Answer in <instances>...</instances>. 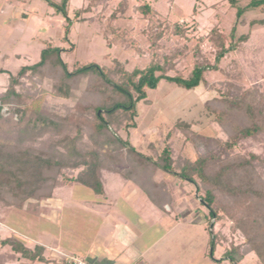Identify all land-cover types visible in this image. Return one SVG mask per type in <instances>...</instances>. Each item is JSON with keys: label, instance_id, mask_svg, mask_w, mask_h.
<instances>
[{"label": "rangeland", "instance_id": "rangeland-1", "mask_svg": "<svg viewBox=\"0 0 264 264\" xmlns=\"http://www.w3.org/2000/svg\"><path fill=\"white\" fill-rule=\"evenodd\" d=\"M53 1L60 3V0ZM90 1H70L68 15L71 26L68 40L63 41L64 18L56 15L53 8L43 1L0 0V68L14 75L23 65L36 63L40 51L51 44L63 49L61 57L70 68L78 64L96 63L103 69H110L118 61L130 71L136 66H145L152 59L149 51L151 38L159 34L156 44L162 55L160 61H163L164 56H174L171 60L173 71L169 70L168 74L174 75V71H177L187 76L195 64L214 65L216 47L207 37L215 29V35L220 33L227 38L226 47L233 43L235 50L221 59L216 70L205 72L203 83L196 89L186 90L161 81L155 90L147 91L145 102L137 104L136 128L122 127L119 134L116 132L115 135L122 141L128 140L137 151L146 155L149 154V146L157 144L160 150L170 146L174 158L191 160L203 152L206 144L204 139L223 141L227 137L226 132L217 125L215 115L206 109L207 103L212 105L211 101L221 97L223 92L233 97L237 87L246 88L254 84L259 85L260 91L264 93V25H250L252 21L264 19V12L247 11L237 20L235 9L230 8L225 0H107L84 14V19L74 17L76 9H84ZM248 1L239 0V4L244 6ZM142 2L148 3L153 11L149 18L135 10ZM123 6L122 14L115 12ZM114 13L116 18L112 19ZM106 24L112 29L117 27V32L108 33ZM175 25L185 31V37L173 36ZM125 33L128 36L126 38ZM231 33L233 38H230ZM242 36H246L245 42H239ZM8 82L9 75L0 74V97L6 92ZM16 89L32 97L31 109L34 113H26L23 123H19L20 117L11 110L12 104L2 106L0 144L6 145L7 151H18L23 144L31 152L41 151L44 157L55 153V156L57 154L63 159H72L74 155L68 151L71 148L86 152L95 149L96 144H103L101 151L106 153L111 169L125 174L139 166L126 149L108 143L110 137L95 139L90 129L94 120L81 103L84 93L76 92L72 102L56 99L52 97V92L46 90L48 87L38 76L23 77ZM37 112L39 120H36ZM42 119L53 122L46 131L40 129ZM182 124L189 127L183 128V131L179 127ZM248 150L264 156V142L252 143ZM244 151L237 149L235 153L242 154ZM77 172L67 171L73 176ZM109 172L103 171L104 199L108 198V202H104L102 196L95 197L92 191L75 184L65 199L28 200L21 209L0 204V239L14 237L30 249L42 246L47 262L31 264H75V260L89 263L87 259L77 256L81 254V247L86 249L97 239L100 242V238L108 236L111 230L110 226L104 228L100 220L87 214L89 207L99 204L102 211L113 210V204L109 201L120 198L129 200L130 197L134 198L125 204L124 210H127V205H140L144 221L149 225L157 223L159 229L168 228L173 223L171 211L185 219L184 222L189 226L199 220L204 227L202 219L205 210L198 204L196 206L194 199L187 196L193 190L190 184H182L174 177L156 172L153 179L166 186L173 200L169 202L170 206H164L165 211L156 208L150 211L147 196L142 191L135 196L136 185ZM260 176V183L264 184V175L263 178ZM230 207H234L237 217H240V212L243 213L246 206L233 202ZM220 215L222 218L217 223L214 220L212 222L219 238L213 258L210 256L209 244L206 246L205 243V237L209 243L207 232L205 235L202 232L204 230L195 225L188 235L183 233L185 241L181 247H177V253L178 250L181 253L188 252L191 255L189 262L196 264L213 263L212 260L222 259L225 249H247L257 233L264 234V228L255 224L252 218L251 224L245 222L243 232L232 230V222L226 211ZM152 235L155 239L159 234ZM181 253L180 259L183 256ZM222 262L231 264L225 260ZM0 264H26V261L12 252L10 247L0 246ZM239 264H257L256 256L247 254Z\"/></svg>", "mask_w": 264, "mask_h": 264}, {"label": "trees", "instance_id": "trees-1", "mask_svg": "<svg viewBox=\"0 0 264 264\" xmlns=\"http://www.w3.org/2000/svg\"><path fill=\"white\" fill-rule=\"evenodd\" d=\"M41 1L53 8L56 15L64 18L66 25L63 41H67L71 26L68 15L71 0H60V3L53 0ZM105 1L107 0H91L84 9L77 8L74 17L84 19V14L90 13ZM225 1L230 8L235 9L237 20L247 11L264 12V0H249L244 6L239 4V0ZM123 9L124 6L115 12L122 14ZM135 10L148 18L153 13L150 5L145 2L138 5ZM115 18L114 13L112 19ZM254 24L264 25V19L252 21L250 25ZM106 26L108 33L117 32V27L112 29L109 24ZM214 30L207 37L216 47L214 65L195 64L187 76H182L177 71H174V75L168 74L169 70L173 71L171 60L174 56H164L163 61H160L162 55L158 52L156 44L159 34H155L154 39L151 38L149 51L152 59L145 66H136L130 71L118 61H115L114 67L110 69H103L96 63L78 64L70 68L61 57L63 49L51 44L40 51L36 63L23 65L14 75L0 68V74L9 75L8 88L0 97V111L3 105L12 104L11 110L20 117L19 123H23L28 112L34 113L31 109L32 97L16 89L25 76L30 78L38 76V79H42L48 87L46 90L52 92V97L62 101L72 102L76 92L84 93L81 103L83 109L90 112L94 120L90 129L95 139L110 137L108 143L126 149L139 165L125 174L111 169L106 160V153L101 151L103 144H96L95 149L86 152L71 148L68 151L74 155L72 159H63L57 154L55 156V153L44 157L41 151L31 152L23 144L18 151L9 152L6 145L0 144V204L8 208L21 209L28 200L65 199L69 197V191L75 184L92 191L96 196H103L105 181L103 171H110L109 173L118 174L123 180L132 182L152 204L164 210V206H170L169 202L173 198L163 183H157L153 179L156 172H161L176 178L182 184L192 186L193 190L188 192L187 196L194 199L196 206L200 205L206 212L202 220L209 236L212 258L219 243L214 223L222 218L220 215L222 212L226 211L228 214L233 231L239 229L244 232L245 222L251 224L252 221L260 228H264V184L260 183V175L262 178L264 175V156L248 150L250 144L264 142V93L260 91L259 85L237 87L233 97L223 92L221 97L211 101L212 105L209 103L205 105L206 109L215 115L217 125L226 132L227 137L223 141L204 139L206 143L204 150L195 160L185 157L174 158L170 146L160 150L157 144L150 145L149 154L146 155L137 151L128 140L122 141L118 135L115 136L122 127L136 128L137 104L146 101L147 91L155 90L161 81L186 90L196 89L203 83L205 72L216 70L221 59L228 52L235 50L233 43L226 47L227 38L220 33L215 35ZM126 34L125 38L128 37ZM173 36L185 37V31L175 25ZM230 38H233V33L230 34ZM246 40V36H242L239 42ZM37 114L36 120H39L40 115L38 112ZM49 125H53L51 120L42 119L40 129L46 131ZM179 127L184 131L183 128L189 126L182 124ZM237 149L246 151L236 154ZM75 170H78L75 176L67 173ZM233 202L246 206L242 207L244 212H240L242 214L240 217H237L236 209L230 207ZM256 239L258 241L255 243ZM0 246L10 247L12 252L26 261V264L47 262L43 256L42 246L30 249L14 237L0 239ZM250 253L256 256L257 264H264V234L257 233L247 249L240 250L238 247L225 249L220 260L239 264Z\"/></svg>", "mask_w": 264, "mask_h": 264}, {"label": "crops", "instance_id": "crops-1", "mask_svg": "<svg viewBox=\"0 0 264 264\" xmlns=\"http://www.w3.org/2000/svg\"><path fill=\"white\" fill-rule=\"evenodd\" d=\"M135 187L136 196L141 191L137 186ZM102 197L104 199L106 195ZM132 198L134 197H130L129 200L120 198L109 201L110 204H113V210L102 211L99 204L92 205V208L89 207L87 214H90L95 220H100L101 226L104 228L110 226L111 230L108 232V236L104 235L103 238H100V242L96 238L97 241L91 242L86 249L81 247V254L79 253L77 256L87 259L91 264H196L192 261L189 262L191 255L188 252L181 253V250H178L179 253H177L176 249L181 247L185 241L182 238L184 237L183 233L188 235L193 231L194 225L199 229L201 227V230H204L202 232H205L206 235V231L201 225L202 221L198 220L196 224L189 226L184 222L185 219L178 214H172L169 209L173 223L168 228L165 226L159 229L157 223L149 225L144 221V213L142 208H139L140 205L135 204L138 207L127 205V210H124L125 204H128ZM107 199H104V202H108ZM147 200L150 211L154 210L153 208L160 209L148 198ZM153 233L159 235L154 239ZM205 243L206 246L209 244L206 237ZM180 253L183 255L182 259H180ZM212 262L207 264H224L220 259L212 260Z\"/></svg>", "mask_w": 264, "mask_h": 264}, {"label": "built area", "instance_id": "built-area-1", "mask_svg": "<svg viewBox=\"0 0 264 264\" xmlns=\"http://www.w3.org/2000/svg\"><path fill=\"white\" fill-rule=\"evenodd\" d=\"M73 262H74V261H73ZM74 263H75V264H89V263H87V262H85V261H82V260H78V261L75 260Z\"/></svg>", "mask_w": 264, "mask_h": 264}]
</instances>
